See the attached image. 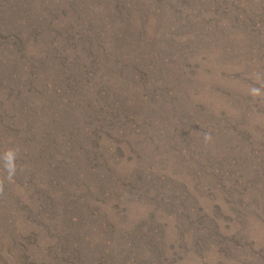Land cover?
<instances>
[{
  "label": "rangeland",
  "instance_id": "obj_1",
  "mask_svg": "<svg viewBox=\"0 0 264 264\" xmlns=\"http://www.w3.org/2000/svg\"><path fill=\"white\" fill-rule=\"evenodd\" d=\"M0 264H264V0H0Z\"/></svg>",
  "mask_w": 264,
  "mask_h": 264
},
{
  "label": "clouds",
  "instance_id": "obj_2",
  "mask_svg": "<svg viewBox=\"0 0 264 264\" xmlns=\"http://www.w3.org/2000/svg\"><path fill=\"white\" fill-rule=\"evenodd\" d=\"M6 167L8 171V178L11 179L15 174V166L12 163L14 160V153L10 150L5 153Z\"/></svg>",
  "mask_w": 264,
  "mask_h": 264
}]
</instances>
